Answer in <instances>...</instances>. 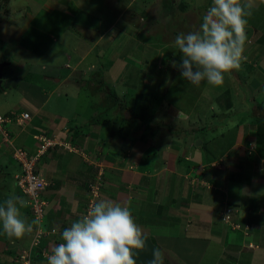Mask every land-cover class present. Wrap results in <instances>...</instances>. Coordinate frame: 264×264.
Wrapping results in <instances>:
<instances>
[{
  "label": "rangeland",
  "instance_id": "rangeland-1",
  "mask_svg": "<svg viewBox=\"0 0 264 264\" xmlns=\"http://www.w3.org/2000/svg\"><path fill=\"white\" fill-rule=\"evenodd\" d=\"M211 5L212 0H0V65L5 64L0 115H9L24 99V89L41 88L42 100L52 102L46 112L53 117L42 120H51L55 130L38 124L39 117L21 107L13 112L28 113L34 123L14 132L20 136L18 145L33 149L35 141L24 138L40 126L44 133L38 138L58 145L44 157L46 175H41L48 185L36 196L20 188V167L12 155L4 152L0 157V201L22 197L27 222L38 221L21 239L0 233V264H47L46 255L62 242V231L100 198L130 206L137 223L147 221L154 225L151 230L167 226L172 214L167 208L181 204L168 174L178 172L185 173L186 183L195 178L190 187L187 183L194 194L202 184L208 189L210 183H225L224 191L237 180L248 184L251 198L244 208L235 201L225 208H184L172 214L173 220L182 219L191 234L197 223L202 237L224 236L226 259L218 264H250L259 249L264 255V154L257 150L264 146V132L260 135L254 117L264 113L263 96L233 78L235 70L225 75L223 86L196 87L173 66L181 55L173 45L175 36L199 29ZM263 20L262 6L253 7L248 24L257 30ZM247 57L255 69L258 61ZM112 92L130 110L143 97L139 114L146 121L131 120L127 108L108 98ZM67 160L75 170H66V179L62 172L55 173L56 179L51 169L64 171L61 163ZM211 169L214 179L206 182ZM127 175L133 178L125 184ZM149 175H155L153 181ZM38 201L42 211L35 205ZM161 250L168 264H185L178 255ZM214 256L207 246L203 264Z\"/></svg>",
  "mask_w": 264,
  "mask_h": 264
},
{
  "label": "clouds",
  "instance_id": "clouds-1",
  "mask_svg": "<svg viewBox=\"0 0 264 264\" xmlns=\"http://www.w3.org/2000/svg\"><path fill=\"white\" fill-rule=\"evenodd\" d=\"M253 7L252 0H212L199 29L175 36L173 45L181 55L173 66L180 77L196 87L202 83L218 87L227 73L238 70L246 59V30ZM25 205L18 195L0 201V233L21 239L32 231L38 221L27 222L21 212ZM61 241L46 255L47 264H136L147 237L130 206L100 198L62 231ZM149 264H164L161 249L153 250Z\"/></svg>",
  "mask_w": 264,
  "mask_h": 264
},
{
  "label": "crops",
  "instance_id": "crops-1",
  "mask_svg": "<svg viewBox=\"0 0 264 264\" xmlns=\"http://www.w3.org/2000/svg\"><path fill=\"white\" fill-rule=\"evenodd\" d=\"M252 2H253V5L256 9L261 7V6H262V9H264V0H252ZM253 33H256L254 35V37H253ZM250 42H252V44H253L252 46H248L250 44ZM245 57L255 59L256 60L255 63H257V61H258V65L254 69L253 67L255 65L252 66L254 63L252 62V64L249 65L251 63V61L248 64V62L245 59L242 62V65H243V67L247 68V70L244 71L243 70L244 68L241 66L238 70H235L236 77H237L238 81H240V83L243 82V84H245V86L248 87V90H250L249 88H251L252 90H256L258 92V95L263 96V100H264V26L259 27L256 30V29H253L250 26V24L247 25V35H246V43H245ZM247 64L249 65V67L247 66ZM47 79L50 80L48 77H47ZM253 80L256 81L255 85L251 84V82L253 83ZM245 81H247L248 83L246 84ZM224 82H226V81H224ZM2 83H3V81H2ZM230 84H231V86L234 84L232 79L230 81ZM221 86H223V85H221ZM19 87L20 86H18V88ZM23 91L27 95L24 94V99L21 100L18 103V105L15 108H13L12 110H10L9 112L17 111L15 109H17V108L19 109L22 107V108L28 110L29 112H31V115H33L34 117H36V118L39 117L40 122H37L38 124L43 126L44 123H47L44 126L48 127V129L53 128L52 130H55V128L52 125L50 126V123H49L53 119V117L48 112H46L47 108L49 107V105L52 104V102H50V101L44 102L42 100V98H43L41 96L42 89L34 87V89H32L31 91H27L26 89H24ZM27 96L32 98L33 103L29 101ZM68 105L71 107L74 105V103H70L68 101ZM55 106L60 107V105H55ZM52 107H53V105H52ZM65 115H67V114L65 113ZM63 117H64V115H63ZM42 118H45V119L50 118L51 120L49 122H47V121H43ZM64 121H66V120H64ZM32 123H34V122H32ZM28 126H31V123L28 124L26 127H28ZM56 128H59V125H56ZM42 130L43 129L40 126H34L33 129H31L33 134H30V133H29L30 135L26 134L31 139L30 138H24L26 140H29V143H31V144H32V142L35 141L34 145H33L34 146L33 149L24 148V149H27L30 152V154H32V155L37 153L38 146L40 144V142H38V140H36L34 137L38 136L39 134L44 133ZM39 131H41V132H39ZM19 138H20V136L18 135V133H16L14 142H15V145L17 147H21L20 145H18ZM26 140H24V141L21 140V141L23 143H25ZM227 145L228 144H226V146ZM21 148H23V147H21ZM51 149H54V147ZM4 152L12 155V153L10 152L9 149L4 148L0 151V157L2 155L6 154V153L4 154ZM50 155H48V158L51 159ZM44 157L41 158V161L39 162V168H40L41 174L45 176L46 175V172H45L46 169L45 168L47 167V165H45L46 162L44 161ZM0 161H1V159H0ZM4 161L6 162V159H4ZM48 162H49L48 167L49 166L51 167L50 164L52 162L51 161H48ZM205 162H207V161H205ZM211 163H212V161H210L209 164H211ZM61 164H62L61 166H64L63 167L64 171H56V169H51V171L54 174L58 173V172L59 173L62 172L61 177H64L63 179H66L65 176H63V174H66V170L67 171L68 170L74 171L75 170V169H73L74 163L72 162V160H69V161L67 160L66 163L64 161ZM233 171H235V170H233ZM205 174L207 175L205 178L206 182H207V179H210L212 177L214 179L212 169L209 170L208 173H205ZM54 176L57 179V175L55 174ZM149 176L151 177L150 181H153L155 178L154 177L155 175L154 176L149 175ZM171 177H173L174 180H171L170 179ZM132 178L133 177L131 175H127V177L124 176L123 179L125 181V184L130 183L129 181H131ZM168 178H169V182H171V183L175 182V184L177 185V186H175L174 191H175L176 198L179 199V201L181 203L178 205V208L177 207L176 208H171V207L167 208V211L169 213L171 212L172 214L175 212L177 213V211L180 212V210L185 211L184 208H217V207H221V206L224 207L226 205V203H228V202L234 203L233 201H235V203L240 202L244 208V203L248 200V198H251L250 193L247 190L248 184H246L242 180H239V181L237 180V182H234L233 184H231L232 188L227 189L225 191L222 190L224 188L225 183L219 184V187H218V185H216V187H215V186H213L212 183H210V184L208 183L209 186L211 187L208 189L203 188V187H205V185L202 184V186H196L195 191L197 192V194H194L192 191H190V188H189L191 186V184H190L191 181L194 182V180H195V178H192V176L190 178H188L189 180H187L189 187L187 186V183L185 182V179H186L185 173H183L182 176L179 174V172L175 173V174L169 173ZM204 183H205V181H204ZM229 183H230V181H229ZM168 186H170V184H168ZM75 187L76 186L74 185V187L72 189L74 190V192L75 191L77 192L78 188H75ZM113 187H115V186H113ZM188 188H189V190H187ZM64 190H65V188H64ZM172 190H173V186H172ZM170 192L168 193V196H169ZM187 192H188V194H186ZM206 192H208V193H206ZM259 194H261V193H259ZM259 194H258V196L262 197V195L264 193L261 195H259ZM203 195L204 196L206 195L205 201L202 200V202H200V199ZM208 197L210 199L207 200ZM166 198H165L164 202L162 203V205H165V201L167 200ZM188 198H191L190 203L188 205H185L184 204L185 199H188ZM204 202H206V203H204ZM134 203H137V202H134ZM202 204H206V205L203 207ZM137 207H139V206H137ZM236 207H239V206L234 205V204L232 205V208H236ZM240 208H242V206ZM158 210H160V209H158ZM141 211L143 212V210H141ZM161 211H163V208H161ZM172 214H170V216H169L170 220L167 223V226L166 225H159L156 228V230H155V227L153 228V230H151V226H154V225H149V223L147 221L137 223L141 227V229L143 230L144 234L147 237V244H146L145 249L140 251L138 257L136 258L138 260V264H149V262L152 259L153 250L156 249L154 247V244L156 246H160L161 247L160 249H164L165 251H168V252H171L172 254L178 255L179 260L181 259L182 261L185 262V264H203L204 260L202 259L201 256H202V254H204V250L206 249L207 246L209 248V251H210V248L212 249V251L215 253V256L212 257V262H207L206 264H218L219 261L224 262V259H226V256H224L223 250H224V252H226L227 251V245H228L226 239H225L226 242H223V241L221 242V239H224V236H219L218 234H215L213 236H208V237L207 236L204 237V235H203V237H202V234L204 233V231L202 232L203 228L200 225H198L197 223L192 224L193 227H192V234H191L188 231H186L185 223L182 221V219L179 221H174ZM138 216L139 215H137V217ZM139 219L142 220L143 217L139 216ZM149 220H150V218H149ZM152 221H157V220L154 218ZM196 233L200 236H197ZM225 237H226V235H225ZM154 241H155V243H154ZM221 244H224V245H221ZM231 244H233V241L231 242ZM249 248L254 249V247L252 248V246L251 247L249 246ZM148 251H150V255L147 254ZM256 251H257L256 255L253 257L252 262L250 264H264L263 253H261L260 249L256 250ZM210 259L206 258V260H210ZM221 262H220V264H221Z\"/></svg>",
  "mask_w": 264,
  "mask_h": 264
},
{
  "label": "built area",
  "instance_id": "built-area-1",
  "mask_svg": "<svg viewBox=\"0 0 264 264\" xmlns=\"http://www.w3.org/2000/svg\"><path fill=\"white\" fill-rule=\"evenodd\" d=\"M32 121L33 119L28 113L18 115L17 113L11 112L9 115H0V151L4 148L12 149L13 158L20 167V173L16 176L20 188L22 190L24 189L28 195L36 196L39 189L43 187L45 190L48 185L37 169L38 161L46 151L49 150V148L54 147L57 144H55L56 141L53 142L51 139H47L44 136V139L38 138L39 136L34 137L36 140L42 141L36 156H31L27 150L17 147L14 142L15 128L23 129L28 124L32 123ZM27 185H29V188ZM39 203L40 201L36 202L35 205L40 206L38 205Z\"/></svg>",
  "mask_w": 264,
  "mask_h": 264
},
{
  "label": "trees",
  "instance_id": "trees-1",
  "mask_svg": "<svg viewBox=\"0 0 264 264\" xmlns=\"http://www.w3.org/2000/svg\"><path fill=\"white\" fill-rule=\"evenodd\" d=\"M233 78H237L236 77V74H235V72H233ZM108 96V98L110 99V100H112L113 102H115V103H118V104H120L122 107H124L125 109L127 108V106H126V103L124 102V101H121L118 97H117V95L115 94V93H111V94H109V95H107ZM145 103V101L143 100V97H140V98H138V102L136 103V106H135V108H133V110H130V108H127L128 110H129V112H130V117H131V120H140L142 123L144 122V121H146V120H144V119H142V118H140V114H139V110H140V108L142 107V104H144ZM254 117L257 119V121L259 122V130H260V135H262V132H264V113H262L261 115H259V114H256V115H254ZM167 128V127H166ZM168 129H170V127L168 128ZM169 132L171 133V134H173V135H178V132L177 131H174L173 129H170L169 130ZM14 135V134H13ZM264 137V135L262 136V138ZM264 145V143L262 144V146ZM11 152H12V149H9ZM257 150L259 151V152H261V153H263L264 154V146L263 147H257ZM162 252H164V251H162ZM167 261H168V259H167V257H165L164 258V264H168L167 263ZM170 264V263H169Z\"/></svg>",
  "mask_w": 264,
  "mask_h": 264
},
{
  "label": "water",
  "instance_id": "water-1",
  "mask_svg": "<svg viewBox=\"0 0 264 264\" xmlns=\"http://www.w3.org/2000/svg\"><path fill=\"white\" fill-rule=\"evenodd\" d=\"M5 64H2L0 65V84L2 83V79H3V74H2V71H3V68H4ZM201 141L198 142V145H201Z\"/></svg>",
  "mask_w": 264,
  "mask_h": 264
}]
</instances>
